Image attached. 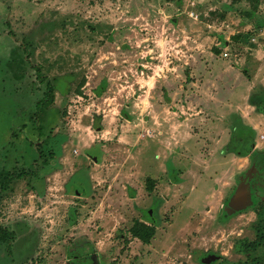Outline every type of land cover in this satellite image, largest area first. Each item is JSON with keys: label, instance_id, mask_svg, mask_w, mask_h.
<instances>
[{"label": "rangeland", "instance_id": "1", "mask_svg": "<svg viewBox=\"0 0 264 264\" xmlns=\"http://www.w3.org/2000/svg\"><path fill=\"white\" fill-rule=\"evenodd\" d=\"M262 85L264 0H0V264H264Z\"/></svg>", "mask_w": 264, "mask_h": 264}, {"label": "crops", "instance_id": "2", "mask_svg": "<svg viewBox=\"0 0 264 264\" xmlns=\"http://www.w3.org/2000/svg\"><path fill=\"white\" fill-rule=\"evenodd\" d=\"M191 7L192 6H187V8H190L191 9ZM191 15H194V14H191ZM173 21H175V20H173ZM239 40V39H238ZM239 41H243V40H239ZM247 56H249V55H247ZM247 56H245V57H247ZM230 60L231 59V55H229V56H227V57H225V60ZM256 67H257V65H255L254 64V66H253V68L254 69H256ZM257 70V69H256ZM141 74H142V72H141ZM192 74L193 75H197V73H196V71H192ZM256 83H260L258 80L255 82V80L254 81H252V82H250V87H248L247 88V91L250 89V91H255L256 92V90H252L254 87H256ZM262 83V82H261ZM243 86H244V84H243ZM260 87H263V88H261V90H262V93H260V96L261 95H263L264 96V86L262 85V86H260ZM246 91V92H247ZM249 91V92H250ZM248 92V93H249ZM251 92V93H252ZM254 92V93H255ZM77 94H79V92H77ZM80 95V94H79ZM102 95H103V92H102ZM101 95V96H102ZM246 95V94H245ZM255 95H258V94H255ZM255 95H247L248 97V107H250L251 108V113L253 112V114H254V116H252L251 114H250V112H248V113H246L247 115V120H249V121H251L250 123V125H254V128H259V124H261L262 125V128H264V116H262L261 114H258L256 111H255V108H254V106H252L251 105V103H250V99L251 98H253ZM259 96V95H258ZM255 97H257V96H255ZM77 98H79V96H77ZM237 107V106H236ZM240 108V107H239ZM233 109L235 110L236 108L235 107H233ZM238 112H240V109H239V111ZM231 121L232 120H234V122L233 123H231V122H229L228 123V129L227 130H229V140L227 141V142H225L224 144H222L221 146H224L225 145V150H227V147H228V145L229 144H232L231 146H230V153H231V151L237 156V157H242V158H251V160L253 159V153H254V155L257 153L256 151H254V148H255V139L253 138V134H256V131L254 130V129H252L251 127V129L250 128H248L247 127V125L246 124H244V122H243V120H242V116H240V115H237V114H231ZM233 117V118H232ZM235 118V119H234ZM260 120V121H259ZM263 121V122H262ZM239 125V126H237L236 127V125ZM236 127V128H235ZM233 129H235V130H233ZM251 137V141H252V145H253V148H252V150H251V152H250V154L249 155H247V156H242V155H240V154H238V150H239V147H240V145L242 144V142H243V140H244V138L245 137ZM235 138H236V141H235V143H234V140H235ZM93 146H94V143L92 144ZM234 145V146H233ZM94 148V147H93ZM93 148H91V150L93 149ZM82 150H83V154H84V156H83V158H79L78 156H79V153H78V151L77 150H75V154H74V160L76 161V162H79L81 165H83V164H85V163H87L86 161H89V164L91 163V164H98L99 163V156H97L96 155V153L95 154H90V155H88V152L90 151V146L89 147H82ZM260 153H262V152H260ZM259 154V153H258ZM257 155V154H256ZM253 170V166L251 165V167L245 172V173H243L241 176H239V178H238V180L240 179L241 180V178L243 177V176H246L247 174H250L251 173V171ZM77 172V174L78 175H80V174H88L87 173V169L86 168H84V167H81V168H79L78 170H76ZM254 173V172H253ZM251 175V174H250ZM23 180V179H22ZM31 190H32V188H31ZM237 190V188L234 190V192L233 193H235V191ZM75 195L76 196H78L79 198L78 199H82V198H85L86 197V192H84V190L82 189V187H80V189L79 190H77V188H75ZM232 193V194H233ZM231 194V195H232ZM80 202H78L79 204L80 203H82L84 200H79ZM229 205V206H231V202H226L225 201V205ZM224 213V212H223ZM74 219H76V216H75V218ZM144 225H146V223H144ZM147 226V225H146ZM130 234V233H129ZM131 235V234H130ZM131 237H132V235H131ZM133 238V237H132ZM134 240H137V241H139L138 239H136V238H133ZM140 242V241H139ZM141 243V242H140ZM142 245H144V246H147V245H145V244H143V243H141ZM79 245V246H78ZM75 248H71V249H67L66 247H65V251L67 252V254H76V255H78L79 257H77L76 259H71V260H68V263L67 264H72V262H73V260H80V259H82V260H86L85 259V257H84V255L85 254H87V253H90V255H92V254H94L93 253V251L94 250H92V248H91V246H89L88 244H85V243H81V244H77V245H75L74 246ZM91 251V252H87V251ZM66 254V253H65ZM92 256H94L93 258H91V259H89L88 261H89V263L88 264H95V261L97 262L98 260H96L95 259V257H96V255H92ZM97 264V263H96ZM99 264H102V263H99Z\"/></svg>", "mask_w": 264, "mask_h": 264}, {"label": "trees", "instance_id": "3", "mask_svg": "<svg viewBox=\"0 0 264 264\" xmlns=\"http://www.w3.org/2000/svg\"><path fill=\"white\" fill-rule=\"evenodd\" d=\"M26 60L28 61L29 59L26 57ZM36 73V78L38 79V71L36 69L35 71ZM52 92V87L47 84L46 86V92L44 94V100L43 101H39L36 103L35 105V109L38 110L41 104L45 103H50V94ZM250 103L252 106H254L255 111L258 114H261L262 116H264V96H257V97H253L250 99ZM26 176H20L17 177V179L22 180L23 178H25ZM6 185L3 186L2 189H6ZM130 234L132 235L133 238L138 239L141 243L148 245L150 240L153 238L154 236V232L152 230L151 227L146 226L144 224H140V223H135L131 229L129 230ZM262 234L260 235L259 238H257L254 242L247 244L244 246V251L246 254L249 253H253L256 251V249L264 243V227L262 229ZM0 233H3L2 230H0ZM253 264H259V261L256 259H251Z\"/></svg>", "mask_w": 264, "mask_h": 264}, {"label": "water", "instance_id": "4", "mask_svg": "<svg viewBox=\"0 0 264 264\" xmlns=\"http://www.w3.org/2000/svg\"><path fill=\"white\" fill-rule=\"evenodd\" d=\"M253 148L251 137H245L242 144L239 147L238 154L242 156H247L250 154Z\"/></svg>", "mask_w": 264, "mask_h": 264}]
</instances>
